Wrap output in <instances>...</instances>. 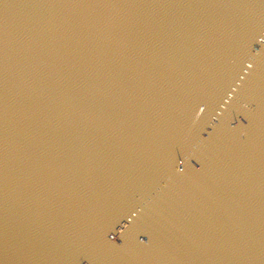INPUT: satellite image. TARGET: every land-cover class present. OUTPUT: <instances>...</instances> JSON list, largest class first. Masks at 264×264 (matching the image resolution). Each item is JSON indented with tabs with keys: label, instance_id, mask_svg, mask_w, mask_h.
<instances>
[{
	"label": "water",
	"instance_id": "obj_1",
	"mask_svg": "<svg viewBox=\"0 0 264 264\" xmlns=\"http://www.w3.org/2000/svg\"><path fill=\"white\" fill-rule=\"evenodd\" d=\"M0 264H264V0H0Z\"/></svg>",
	"mask_w": 264,
	"mask_h": 264
},
{
	"label": "snow or ice",
	"instance_id": "obj_2",
	"mask_svg": "<svg viewBox=\"0 0 264 264\" xmlns=\"http://www.w3.org/2000/svg\"><path fill=\"white\" fill-rule=\"evenodd\" d=\"M182 171V170H181Z\"/></svg>",
	"mask_w": 264,
	"mask_h": 264
}]
</instances>
